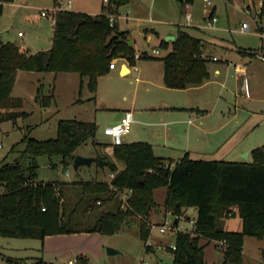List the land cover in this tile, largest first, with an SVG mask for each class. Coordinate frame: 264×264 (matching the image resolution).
I'll use <instances>...</instances> for the list:
<instances>
[{
    "label": "trees",
    "instance_id": "16d2710c",
    "mask_svg": "<svg viewBox=\"0 0 264 264\" xmlns=\"http://www.w3.org/2000/svg\"><path fill=\"white\" fill-rule=\"evenodd\" d=\"M0 0V15L4 3ZM118 6L130 0H109ZM183 4L194 0H181ZM264 14V0H262ZM128 31L119 30L105 12L89 14L59 10L55 16V33L50 49L34 54L23 51L14 42L0 38V132L4 121L28 117L22 109L23 100L12 96L19 70L38 72H77L82 84L87 79L91 92L97 89L98 78L105 75L113 57L132 58L135 50L128 44ZM168 41L164 39L161 46ZM173 49L162 57L164 83L170 88L200 85L209 76L202 42L179 26ZM36 100L50 105L51 95H43L39 86ZM94 122L77 119L59 121L56 138L38 140L25 135V148L15 162H0V235L31 237L44 240L57 234L100 232L113 235L120 231L128 218L136 213L148 215L155 206L154 190L166 187V209L176 216L175 226L184 208L197 209L193 231L177 230L175 248L167 246L173 264H206L202 239L226 243L222 264H243L245 236L264 238V145L251 151L250 161L194 160L183 157L173 168L164 164L146 142L123 143L114 147L116 159L124 168L107 156L104 167L115 176L103 180L81 182L37 181L38 157L47 155L52 162L61 156L65 170L73 164L77 148L96 137ZM54 167L56 164L52 163ZM132 189L129 199L132 210H123L121 200L113 191ZM100 201V204H98ZM106 204L101 207V204ZM242 219L240 231H229L225 221L234 215ZM145 221L140 224V237L149 236ZM150 251V245L146 244ZM81 257L78 264H86ZM38 264H44L43 259Z\"/></svg>",
    "mask_w": 264,
    "mask_h": 264
},
{
    "label": "crops",
    "instance_id": "0c3cea01",
    "mask_svg": "<svg viewBox=\"0 0 264 264\" xmlns=\"http://www.w3.org/2000/svg\"><path fill=\"white\" fill-rule=\"evenodd\" d=\"M27 1L13 0L4 3L3 13L0 15V38L4 42L17 43L23 51L34 54L50 49L53 45L54 12L78 10L72 8V0L67 3L52 0L48 8L41 10L42 17L35 20L37 24L35 22L32 24L36 28L20 44L17 37H23L25 34L18 30L16 35L13 25H4L5 21L2 18L8 10L13 11L15 16L17 11L27 7ZM251 1L244 4H240L239 0L212 2L208 15L202 13L201 16L205 19V23L208 16H216L218 21L215 25L194 23V20L190 23L192 25H189L204 32L205 36H196L182 27L190 35L201 40L202 56L205 58L209 72V76L203 83L186 88H170L164 83L162 57L173 49L172 42L176 39V35H174V40L170 38L167 40L170 36L164 39L168 41L163 46L167 52L162 57H155L153 53L160 52L157 48L150 53L147 48L137 46L135 40L129 38V30L121 27L120 20L123 15L120 8L116 22L120 30L128 31L126 41L134 48L135 53H141L142 56L138 59L119 56L116 58V68L109 69L105 75L100 76L98 83L100 78H106L109 80V87L119 85L124 88L129 85L133 88V93L130 97L128 92H124L120 104H99V97H97L99 105L96 108L98 111L95 112V121L86 122H94L97 126V119H102L106 126L112 124L119 114L132 111L134 119L132 124L136 122L140 126L136 125L132 128L131 124V131L125 136L124 143L138 141L149 143L155 155L162 158L165 164L172 168L185 156L194 160L241 161L239 159H242L243 155L248 152L251 160V151L260 147L255 143L264 140V14L260 12L262 0ZM180 2L183 5L181 0ZM204 2L206 3L205 0ZM192 3L189 4V8ZM43 11H47L48 14L42 15ZM239 13L250 15V22L246 18L244 20L249 25L246 31L233 28V24L241 19V16L238 17ZM133 65H137L138 69L135 70ZM23 71L26 73H21ZM31 72L39 73L38 71L19 70L12 89V96L20 97L23 104L24 97L15 96L13 92L18 80L23 76H31L28 75L32 74ZM29 78L31 80V77ZM37 79L40 83L41 79L39 77ZM35 80L34 77L32 85H35ZM30 95L36 100L33 92ZM86 100H96V97L92 95ZM77 101L83 102L84 100L80 98ZM258 130L263 133L252 135ZM114 147L110 138L109 144L100 150L97 157L100 158L99 155L106 153L120 169H123L124 162L116 159ZM99 172H106L109 176L112 173L107 167L100 169ZM188 208H184V211ZM233 212L234 215L226 219L225 228L229 231H240L232 228L233 216L238 213L237 208H234ZM1 238L2 235H0V243ZM3 238L10 237L3 236ZM9 242L7 241L8 244ZM201 243L205 245V263H219V257L213 253L215 251L210 249L208 251L206 247L213 244L216 249L221 250L219 243L224 245L223 242L204 238ZM46 264H48L47 261Z\"/></svg>",
    "mask_w": 264,
    "mask_h": 264
},
{
    "label": "rangeland",
    "instance_id": "374dc122",
    "mask_svg": "<svg viewBox=\"0 0 264 264\" xmlns=\"http://www.w3.org/2000/svg\"><path fill=\"white\" fill-rule=\"evenodd\" d=\"M51 1L28 0L26 3L27 7L17 11L15 16L13 11H7L2 18L5 21L4 25H13L16 35L18 30L25 34L23 37H17L20 40V44L36 28L32 24L36 23L35 20L38 17H42L41 10L48 8L47 6ZM68 1L61 0L62 3H67ZM72 1L74 10L94 15L105 11L110 21L113 18V25L119 30L120 27L116 22V18L121 8L123 15L120 20L121 27L129 30V38L135 40L137 46L147 48L150 53L157 48L160 52L157 54L153 53L155 57H162L166 54L167 50L161 46V42L167 36L176 35L180 25L196 36H205L204 32L189 26L192 24H188L185 13L191 11L195 21L193 22L204 24L205 19L202 18L201 14L208 15L210 11V5L205 3L204 0H194L190 8L184 4L181 5L180 0H130L121 6L114 3L107 4L104 0ZM219 1L212 0L213 3H218ZM239 1H241L240 4H244L251 0ZM251 7L254 8L253 4H251ZM57 11L54 12V18ZM240 16L241 19L238 23L233 24V28L236 30H241L245 18L249 22L251 21L248 13H245V15L244 13H239L238 17ZM119 56L121 54L113 57L112 60ZM21 73L26 72L23 71ZM28 75L31 76H23L18 80L13 95L24 97L22 108L30 114L26 118H18L15 123L12 120H7L1 124L0 162L2 160L15 162L16 158L21 156L25 148L23 138L26 134L38 140L56 138L60 120L95 121V112L97 113L98 110L96 108L99 104H120L124 92H128L129 94H127L130 97L133 93V88L129 85L124 88L119 87V85L109 87V80L106 78H100L97 92H91L87 86V79L84 78V83L81 85L82 78L77 72H34ZM29 77H31V80ZM34 77L36 83L32 85ZM38 77L41 79L40 83H38ZM39 86L42 87L43 95H51L50 105L43 106L34 97H31V92L34 93V96L37 95ZM139 94L141 97L142 93L140 92ZM92 95H95L96 100H86ZM97 97H99V104ZM80 98L84 101L78 102L77 100ZM96 123V137L88 139L80 145L76 150V154L98 158L97 155L100 150L109 144L110 137L104 132L105 124H103V120L97 119ZM136 125L140 126V124L134 122L132 128ZM257 133H263V131H255L252 135H257ZM257 142L255 143L257 144L256 146L264 144V140ZM102 155L109 157L106 153H102ZM37 159V181L81 182L97 179L110 182L112 179L106 172H99L101 168L98 166L97 161L91 165H81L77 169L71 164L65 170L61 163V156H54L52 162L47 155L39 156ZM239 160L245 161V158L242 157ZM53 162L56 167L52 164ZM56 169L59 170L58 174L55 172ZM111 186L121 200V208L123 210H132L129 199L133 196V190L126 188L120 190L114 185ZM167 194L168 191L165 187L154 190L155 206L151 207L149 214L141 215L136 213L134 216L129 217L121 230L113 235H106L100 232L57 234L51 235L49 238L46 236L43 241L31 237H10L5 239L2 236L0 264H38L40 259H43L44 264H46V261L48 264H74L71 260L75 257L77 260L81 257L85 258L86 264H144L145 262L149 264H173V255L167 250V246L174 242L177 230L193 231V224L190 218L195 219L197 217V209L189 207L179 217L178 225L174 229L161 233L157 227L153 228V224H164L168 221V226H170L176 220V216L169 213L166 209ZM109 203L111 202L101 204V207ZM141 221H145L147 229H149V236L146 241H143L140 237ZM233 222L232 228L241 230L242 219L238 213L233 216ZM7 241H10L9 244ZM148 243H151L150 252L145 251V245ZM223 244L219 243L221 250L216 249L213 244L206 247L208 251L209 249L215 251L213 253L219 257L220 261L217 264L223 263V252L227 246L226 243L223 242ZM108 247H112L119 252L109 255L107 253ZM76 264H78V261ZM243 264H264V238L254 236L245 238Z\"/></svg>",
    "mask_w": 264,
    "mask_h": 264
},
{
    "label": "built area",
    "instance_id": "2783aa9c",
    "mask_svg": "<svg viewBox=\"0 0 264 264\" xmlns=\"http://www.w3.org/2000/svg\"><path fill=\"white\" fill-rule=\"evenodd\" d=\"M208 5L212 4V0H205ZM107 4L110 3L109 0H104ZM113 4V3H110ZM190 3H186V6H189ZM262 9V8H261ZM262 12V10L260 11ZM47 11H43L42 15H46ZM186 19L188 21V24H190L193 21V14L191 11H188L185 13ZM218 21V18L216 16H208V19L206 20L207 26H214L215 23ZM111 24L113 25V18H111ZM248 23L243 22L241 31H246L248 28ZM142 56L141 53H135L134 58L138 59ZM117 66V59H113L110 62V69H114ZM135 70L138 69L137 65L132 66ZM133 113L132 111H126L124 114L121 115V117L113 124H107L104 128V132L106 135H108L111 138V142L114 146L120 145L124 143L125 136L130 133L131 131V124L133 122ZM68 173V172H67ZM110 176L113 178L115 176V173H110ZM100 203V201H98ZM190 218V217H189ZM191 223L193 224V229L196 224V218L191 219ZM157 227L161 233H166L168 230L174 229L176 226L173 223L172 225L168 226V221H166L164 224H153V228ZM188 231V230H187ZM148 245H151V243H148ZM169 246L172 248H175V242L171 243ZM77 258L71 260L72 263H77ZM144 264H149L148 262H145Z\"/></svg>",
    "mask_w": 264,
    "mask_h": 264
},
{
    "label": "water",
    "instance_id": "95a60500",
    "mask_svg": "<svg viewBox=\"0 0 264 264\" xmlns=\"http://www.w3.org/2000/svg\"><path fill=\"white\" fill-rule=\"evenodd\" d=\"M168 38L174 40L175 39V36H170V37H167V40ZM121 117V114H119L115 119L114 121H112V124L115 123L119 118ZM243 157L245 158V161H250L249 159V153L246 152ZM97 161L98 165L101 166V167H104L107 165V161L106 160H103L102 158H96V157H88V156H82L80 154H76L74 160H73V166L74 168H79L81 165H91L93 162ZM57 174L59 173L58 170L56 169L55 171ZM176 222H177V219H176ZM119 251L112 248V247H108L107 248V253L109 255H113V254H116L118 253Z\"/></svg>",
    "mask_w": 264,
    "mask_h": 264
}]
</instances>
